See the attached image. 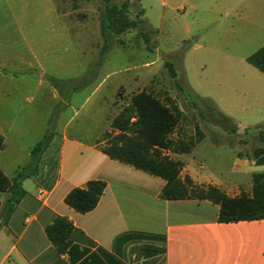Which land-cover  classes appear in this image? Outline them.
Instances as JSON below:
<instances>
[{
	"label": "rangeland",
	"instance_id": "rangeland-1",
	"mask_svg": "<svg viewBox=\"0 0 264 264\" xmlns=\"http://www.w3.org/2000/svg\"><path fill=\"white\" fill-rule=\"evenodd\" d=\"M103 8L102 0L0 2V56L14 63L20 54L23 61L22 75L2 82L20 89L3 112L12 123L3 133L10 169L25 164L26 152L49 135L54 153L64 135L88 142L118 135L114 120L146 91L182 110L173 140L203 136L191 153L173 159L239 188V195L251 193L253 175L263 169L240 173L234 165L237 157L255 161V152L264 150V74L247 62L264 48V0L130 1V20L145 22L113 37L99 56Z\"/></svg>",
	"mask_w": 264,
	"mask_h": 264
},
{
	"label": "crops",
	"instance_id": "crops-1",
	"mask_svg": "<svg viewBox=\"0 0 264 264\" xmlns=\"http://www.w3.org/2000/svg\"><path fill=\"white\" fill-rule=\"evenodd\" d=\"M0 2L9 5L11 0ZM18 55L14 63L9 62L11 56H0L3 137L12 125L5 121V105L20 89L2 82L22 75ZM4 143L0 170L15 178L31 162L33 148L26 152L25 164L17 162L11 170L4 155L5 137ZM102 143L64 135L57 152L48 149L43 154L38 174L22 181L24 195L12 211L13 194L0 193V264H264V220L221 223L220 206L209 200H165V180L112 159L101 151ZM253 165L258 166L237 157L234 167L243 173ZM258 167L264 173V165ZM199 168L206 170L202 164ZM183 171L197 185L217 186L230 197L241 191L199 175L188 162ZM92 180L104 181L107 187L97 207L81 214L65 198ZM59 217L74 227L64 252L46 232Z\"/></svg>",
	"mask_w": 264,
	"mask_h": 264
},
{
	"label": "trees",
	"instance_id": "trees-1",
	"mask_svg": "<svg viewBox=\"0 0 264 264\" xmlns=\"http://www.w3.org/2000/svg\"><path fill=\"white\" fill-rule=\"evenodd\" d=\"M112 1L102 0L104 8L101 24L104 46L99 56L109 51L113 37L122 36L133 29L139 30L140 25L145 22L144 19L138 22L130 20L129 2L134 0H128L121 6ZM144 14L145 11L142 9L141 15ZM139 35L150 39V34L143 31H140ZM247 62L264 74V48L248 57ZM100 65V61L94 62L93 69H99ZM168 66L176 76L173 66L171 64ZM89 73L91 74V71ZM167 101L168 103H165L146 91L135 94L130 104L113 122V128L119 134L116 136L106 134L102 141H106L107 144L100 147L101 151L112 159L165 180L166 185L162 191V198L165 200H209L220 206L219 222L221 223L264 220V173L253 175L251 194L242 193L237 197L228 196L217 186L197 185L189 176L181 178L185 164L179 159H173L171 154L191 153L203 136L199 135L197 140H173L171 136L184 115L170 99ZM262 138L264 141V136ZM51 140L52 135L46 136L44 141L33 147L31 162L24 166L15 178L7 177L0 170V193L11 192L13 194V204L9 211L13 210L14 204L18 203L24 195L22 181L38 174L42 156L48 150ZM4 146V137L0 132V152ZM255 163L258 166L264 165L263 149L255 152ZM106 187L104 181H89L84 187L71 190L65 198V203L81 214L89 213L97 207ZM1 206L0 201V209ZM73 230L74 227L69 221L59 217L47 227L46 232L58 250L64 252L70 245Z\"/></svg>",
	"mask_w": 264,
	"mask_h": 264
},
{
	"label": "water",
	"instance_id": "water-1",
	"mask_svg": "<svg viewBox=\"0 0 264 264\" xmlns=\"http://www.w3.org/2000/svg\"><path fill=\"white\" fill-rule=\"evenodd\" d=\"M199 107L203 110V111H208L207 108L202 104V102H199Z\"/></svg>",
	"mask_w": 264,
	"mask_h": 264
},
{
	"label": "flooded vegetation",
	"instance_id": "flooded-vegetation-1",
	"mask_svg": "<svg viewBox=\"0 0 264 264\" xmlns=\"http://www.w3.org/2000/svg\"><path fill=\"white\" fill-rule=\"evenodd\" d=\"M212 112V111H211Z\"/></svg>",
	"mask_w": 264,
	"mask_h": 264
}]
</instances>
